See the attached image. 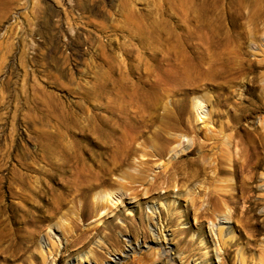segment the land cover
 I'll return each instance as SVG.
<instances>
[{
	"label": "rangeland",
	"instance_id": "1",
	"mask_svg": "<svg viewBox=\"0 0 264 264\" xmlns=\"http://www.w3.org/2000/svg\"><path fill=\"white\" fill-rule=\"evenodd\" d=\"M201 25L221 28L214 33L217 38H238L249 58L264 63V0H0V177L8 175L12 194V207L0 212V219L5 236L16 232L33 240L24 253L0 239V264H264V232L255 234L252 227L257 220L264 223V204L254 206L257 218L246 226L239 218L249 204L243 201L232 220L222 215H232L230 206L212 212L220 206L215 198H200L194 210L189 200L194 192L202 196V187H196L200 179L183 183L174 170L163 171L172 159L195 156L190 128H173L164 135L154 123L146 141L138 137L129 146L132 151L140 145L148 155L132 154V163L118 171L111 163V144L100 136V129L107 131L112 124L115 105L140 100L129 95L133 91L182 106L199 139L205 132L220 134L219 121H236L232 104L241 93L251 95L242 92L243 86L227 95L215 83L200 82L195 91L188 84V46L200 42ZM110 59L115 60L114 76L125 85L124 94L120 86L115 87L118 92L113 89ZM263 74L260 68L255 92L264 96ZM168 77L177 84H163ZM150 81L158 83L148 87ZM262 118L264 111L240 123L261 127ZM238 131L222 133L237 140L242 134ZM170 133L181 141L168 142ZM48 136H63L68 146L79 149V166L83 163L95 180L94 190H75L68 167L63 173L51 169L45 156L50 158ZM17 145L20 152L14 150ZM146 157L150 162L142 167ZM125 172H139L143 182L128 183ZM259 175L252 184L257 189L254 199L264 192V176ZM102 176L105 184L96 180ZM15 177L25 182L22 187L29 186V195L17 190ZM152 181L159 187L147 192ZM201 209H208L206 216H197Z\"/></svg>",
	"mask_w": 264,
	"mask_h": 264
},
{
	"label": "bare ground",
	"instance_id": "2",
	"mask_svg": "<svg viewBox=\"0 0 264 264\" xmlns=\"http://www.w3.org/2000/svg\"><path fill=\"white\" fill-rule=\"evenodd\" d=\"M217 29H218V27H216V26L213 27L211 25H209V26L208 25H201V32L202 33L198 37L200 39V42L197 44L195 43L194 45L188 46L190 54H188V57H186V61H187L186 66L187 67H186L185 72L187 75L188 84L190 86V89L194 90V91L197 89V86L200 84V82L202 83L203 81L206 84H212V83L214 84L215 83L217 85V87L222 92L227 93V95L232 94V92L235 90V87L238 86L239 84H240V86H243L242 92L244 91V93H249L251 95L249 97H245V96H242V93H241V95L239 96V100L234 101L235 104H232V106H233L232 108H234L233 109L234 111H233V113L232 112H230V113H232L234 119L236 120L235 122L219 121L221 128L218 130V133H220V134H215V132L217 130L215 132L213 131L214 133H210V132L206 133L205 132L203 135V138L199 139V136H197L194 127L193 126L190 127L191 122H189L187 120L188 118L187 119L185 118L184 110H183L182 106L178 107L176 104H172V106L171 105L168 106L169 104L167 105L166 103L161 104L159 102V100H157L156 96L152 93L146 92L144 94H136L133 91V93H129V95H131L133 97L136 96L140 100H137L136 102L129 103L128 105H122V104L115 105L113 107V109H115L116 111H114V110L111 111L112 112V117H111L112 124H110V126L107 127V131H102V129H100V131H101L100 136L105 137L107 140L106 142L111 144V150H112L111 163H112L113 169L118 171L120 168L122 169L123 165L128 164V163H132L130 161L132 154L137 155V154H140V152L142 151L141 155H148L142 149L139 148L140 145L138 148H136L132 151L129 150V146L131 144L133 145V142L135 140H137L136 138H138V137H143L144 140L146 141V137H147L146 134L148 132H150V129L154 123H158L156 131L162 132L164 135L169 134L170 129H173V128L184 127V130H186L185 128H190L191 131L195 134L194 137L192 136L193 137L192 141H190L191 145H195L191 150V152L195 153V156L192 158H188V159L182 158L183 160H173L172 159V161H170V162L166 161L168 163H167V165L163 171L167 172L170 170H174V174H176L178 181H183V183H184V180H186V182H187V181H190L191 179H195V180L200 179V184L198 183L199 185H197L196 187H199V186H200V188L202 187V196L194 194L196 192L193 193L194 190L193 191L190 190V192L192 191L193 195L190 197L189 203H190L191 208H193L194 210H196L197 203H198V201H201V199L204 198L206 201H209V199L215 198L216 201L220 204V206H219V208L216 207L217 209L212 208V212H216V214H218L219 212L215 211V210L224 209V208H221L223 206H226V207L230 206L232 208L230 210H233L232 215H230V212L229 213L222 212V215L224 216V218L230 217L232 220L233 215L236 214V212L239 209L237 206L239 201H243L246 204L249 203L248 206H246V208L244 206L245 209L241 210V213L239 215L240 221L242 222L243 226H246V225L253 224L252 219L257 218V214L253 213L254 212V206L257 204H260V203L264 204V192H258V194H257L258 196H256V198L254 199V196H255L257 189H255V186L253 187V185H252L253 182L259 178L260 173H261V176H264V124H263L264 118H262V120H261V127L256 126L253 128H249L248 126L242 125V123H240V120L241 119H243V120L248 119L250 117H253L254 113L264 111V96L261 94V92L260 93L255 92V89L258 86V80H259L258 71L260 68H264V63L260 65L259 64L260 62L257 61L258 59L255 60V59L249 58L247 56V52L243 49L241 41L238 38L231 39V38L226 37V39H222V38H217L216 35L214 36V33L216 32ZM220 29H218V30L220 31ZM219 31L217 34H219ZM213 36H214V38H213ZM191 43H192V41H191ZM196 52H200L201 55H200V53H199V55H197ZM178 62H179L178 58L173 59V63L175 65H178L179 64ZM262 62H264V60ZM110 63L112 64L111 81H112L113 89H115L116 85L120 86L119 89L124 94L126 91V90H124L125 85L123 83L122 84L120 83V79L117 76H114L115 70H116L115 69L116 66L114 65L115 60L110 59ZM118 72H121L120 69H118ZM130 73L131 72H128V75ZM164 73H166V72H164ZM120 75H121V73H120ZM263 76H264V74H263ZM122 79H123V77H122ZM137 79H139V80L135 83V86L139 84L138 82H141L140 77ZM137 79H135V80H137ZM243 80H245V82H243ZM161 81L163 84H165V85L168 84L170 86L172 84H177V80H175L174 78H171V77H168L165 80H161ZM208 81H211V82H208ZM144 83H142V84H144ZM157 83L158 82H156V81H150L148 83V87H155L157 85ZM185 85H186V83H185ZM144 88H146V87H144ZM119 89H115V90H117V92H118ZM128 89H130V88H128ZM140 91H142V90L140 89ZM231 96H229V97H231ZM233 96H234V94H233ZM244 103H246V104H244ZM160 109H162V113H160ZM230 110H228V111H230ZM117 111H118V113H117ZM188 111H189V109H188ZM132 114H133V116H132ZM217 115H220V114L218 113ZM206 124H209V123H206ZM236 128L239 130L238 131L239 133H242L241 135L238 136L237 140H235V136H233L232 134L231 135H228V134L225 135L222 133V131L224 129L225 130H234ZM171 133L169 136L167 135L168 142H180L181 141V140L179 141L180 136H177L176 134L171 135ZM62 137H61V139L58 137H55V136H48L47 137V139H46V141H47L46 150L50 154V156H49L50 158H48L47 155H45V156H46V160L48 162V165L51 167V169L55 168L56 172H59V173H63L64 170H66V167H68L69 171L74 176L73 182L76 186L75 190H77V191L86 190L87 191L88 189H91L94 186L95 180L93 178H90L87 170L83 166L84 165L83 163H82V167L79 166V164L82 161L79 149L75 148V147L73 148V146H68L67 142L64 141V139H62ZM154 139H151V141L153 142V146H154V144L156 145V143H157V141ZM70 143L75 146V144H73L72 140ZM162 145H160V146H162ZM188 145H189V143H188ZM151 146H152V144H151ZM231 146L235 147L234 151L231 148ZM109 147H110V145H109ZM144 148L147 149V146ZM189 148L191 149V147H189ZM14 150L20 152L19 146L17 145ZM174 150L175 149H173V150L170 149V151H174ZM186 150H189V149L186 148ZM178 152H180V151H178ZM176 155H179V153H177ZM159 156L162 157L160 154H159ZM15 157H16V155H15ZM19 157H20V154L17 153V159L14 158L17 161V165H19V163H18ZM57 161L58 162L60 161V162L57 163ZM149 162H150V159L148 157H146L145 160L140 161L139 165H141L142 167H147ZM151 168H153V167H151ZM118 173H120V172H118ZM125 173H126L125 177L127 178V182L130 184L133 183L134 181H137V180L142 181V177H141L139 172H136V173L125 172ZM123 174L124 173H122V176H123ZM146 174H145V176L147 177ZM125 177H123V179ZM110 178H112V176ZM174 178L175 177H173V179ZM263 179H264V177H263ZM96 180H99L104 184L108 181L107 178L106 179L104 178V176L96 177ZM119 183L123 184V183H121V181ZM22 184L25 185V182L21 181L20 177H17V178L15 177V186L17 187V190L24 191V192H26V195H29V189H28L29 186L22 187L21 186ZM96 184H98V183H96ZM194 185H196V183ZM109 187H111V186H109ZM123 187L120 190L124 191ZM158 187L159 186L157 185V183L155 185L154 181H152L146 187V191L149 192L151 190H155V189L157 190ZM64 189L66 190V192L67 191L70 192V189H67L66 187ZM108 189H109V191H111L110 188H108ZM140 190H142V189H140ZM101 191H103V190H101ZM88 192H89V190H88ZM187 192H188V190H187ZM103 193H104V191H103ZM189 193H187V194L189 195ZM132 195H134V194H132ZM82 196L84 197L83 194H82ZM8 197L9 198L12 197V194L10 191V185L8 183V175L6 174V175L0 177V212H2V213L5 210H10L9 208L12 207L11 206L12 201L8 200ZM93 197H94V194H93ZM87 199H88V197H87ZM95 201L97 202V200H95ZM99 203H102V202H99ZM210 203L211 202H209L208 204H210ZM95 204L98 205L97 203H95ZM85 206H87V205H85ZM92 206H93V204H92ZM94 206H93V208H94ZM58 207H60V206H58ZM83 209H85V208H83ZM89 209H91V208H89ZM188 209H190V208H188ZM15 210H16V208H15ZM207 210L208 209H201L200 211L199 210L197 212L195 211V213L197 214L198 217H203V216H206V214L208 213ZM97 211H98V208H97ZM227 211L228 210H226V212ZM55 212H56V215H58L57 210ZM88 212H90V211H88ZM104 214H106V213H104ZM177 216L179 217V215H177ZM236 217H238V216H236ZM85 218H87V217H85ZM74 219H75V217H74ZM77 222H79V221H77ZM261 222H262V220H261ZM58 223H59V221H58ZM62 226L64 227V225H62ZM94 226H96V224ZM67 227H70V226H67ZM252 227H253V232L255 234L264 232V223L261 224V223H259L258 220L253 224ZM93 228H95V227H93ZM4 229H5V225L2 222V220L0 219V239L2 241H5L4 242L5 246L11 247L15 250H17V248H18V250H22V252L26 253V251L30 248V246L33 243L32 238L29 236H26V235L17 234L16 232H13L10 237L5 236ZM219 230H222V228H219ZM144 233L148 234L149 232L147 229H145ZM219 235L221 236L220 231L218 233V236ZM80 237H81V234H79L77 236V239H79ZM164 250H166V249L164 248ZM37 251H39V250H37ZM38 253H40V252H38ZM32 255L35 256L36 254L34 255L32 253ZM40 255H44V254L40 253ZM40 257L43 258V256H40ZM158 258H160V257H158ZM241 258H242V256H241ZM30 263H28L27 261L24 262V264H30ZM241 263L244 264V262L242 260H241Z\"/></svg>",
	"mask_w": 264,
	"mask_h": 264
}]
</instances>
